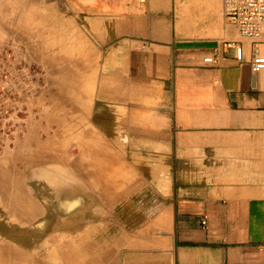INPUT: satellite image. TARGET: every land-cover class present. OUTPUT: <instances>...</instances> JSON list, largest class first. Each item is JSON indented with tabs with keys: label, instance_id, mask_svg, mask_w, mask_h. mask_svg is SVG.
Here are the masks:
<instances>
[{
	"label": "rangeland",
	"instance_id": "obj_1",
	"mask_svg": "<svg viewBox=\"0 0 264 264\" xmlns=\"http://www.w3.org/2000/svg\"><path fill=\"white\" fill-rule=\"evenodd\" d=\"M148 2L0 0V264H125L129 253L172 248L180 161L163 135L164 96L129 83L131 50L144 49L129 33ZM156 2L161 15L147 22L170 26L182 47L238 34L225 0Z\"/></svg>",
	"mask_w": 264,
	"mask_h": 264
},
{
	"label": "crops",
	"instance_id": "obj_2",
	"mask_svg": "<svg viewBox=\"0 0 264 264\" xmlns=\"http://www.w3.org/2000/svg\"><path fill=\"white\" fill-rule=\"evenodd\" d=\"M156 1L129 33L144 48L131 50L129 83L164 96L163 135L180 161L172 248L129 253L125 264H264V73L251 70L264 42L235 34L226 44L182 47L170 26L147 22L161 15ZM230 42L243 48V61Z\"/></svg>",
	"mask_w": 264,
	"mask_h": 264
},
{
	"label": "built area",
	"instance_id": "obj_3",
	"mask_svg": "<svg viewBox=\"0 0 264 264\" xmlns=\"http://www.w3.org/2000/svg\"><path fill=\"white\" fill-rule=\"evenodd\" d=\"M148 0H139L146 4ZM224 15L235 27L240 37L255 43L264 42V0H225ZM235 49L238 61H243V48L234 42L227 44ZM206 62L212 59H206ZM251 70L255 74L264 73V56L256 54L251 61Z\"/></svg>",
	"mask_w": 264,
	"mask_h": 264
},
{
	"label": "bare ground",
	"instance_id": "obj_4",
	"mask_svg": "<svg viewBox=\"0 0 264 264\" xmlns=\"http://www.w3.org/2000/svg\"><path fill=\"white\" fill-rule=\"evenodd\" d=\"M17 16V15H16ZM13 26V25H12ZM11 29V28H10ZM8 32H10V31H8ZM23 45V44H22ZM29 54V53H28ZM35 55V54H34ZM114 64V63H113ZM116 67V66H115ZM45 69V68H44ZM20 75V74H19ZM3 84V83H2ZM1 84V85H2ZM4 85V84H3ZM5 86V85H4ZM113 88V87H112ZM59 96V95H58ZM72 96V95H71ZM62 97H64V96H62ZM66 97V96H65ZM64 97V99H66ZM68 97V96H67ZM77 97V95L76 96H74V99ZM79 97V99H80V96H78ZM69 98V97H68ZM71 98V97H70ZM81 98H82V96H81ZM106 98V97H105ZM60 99V98H59ZM63 99V100H64ZM72 100V99H71ZM81 100V99H80ZM60 101V100H59ZM61 102V101H60ZM67 102H68V100H67ZM70 102V101H69ZM68 102V103H69ZM96 102V101H95ZM59 104V102H58V100H57V102H56V104ZM74 103V102H73ZM85 103V102H84ZM55 104V105H56ZM71 104V103H70ZM82 104V103H81ZM63 105V104H62ZM83 105V104H82ZM86 105V104H85ZM96 105V104H95ZM73 106V109L75 108V109H79L78 108V106L76 105V104H73L72 105ZM68 107V106H67ZM85 107V106H84ZM61 108V107H60ZM63 108V107H62ZM69 108H70V106H69ZM82 108V107H81ZM63 110V109H62ZM68 110H70V109H68ZM85 110V109H84ZM86 111V110H85ZM36 112V111H35ZM64 112V111H63ZM69 112V111H68ZM71 112V111H70ZM73 112V111H72ZM71 112V113H72ZM70 113V114H71ZM88 114V113H87ZM86 114V115H87ZM75 115V114H74ZM85 115V116H86ZM76 116V115H75ZM78 117V116H77ZM76 117V118H77ZM57 117H55V119H56ZM65 118V117H64ZM70 118V117H69ZM115 119V118H114ZM66 120V122H67V118L65 119ZM74 120V119H73ZM83 120V119H82ZM29 121V120H28ZM62 121H63V119H62ZM99 121V120H98ZM88 122V121H87ZM60 123V122H59ZM70 123V122H69ZM72 123V122H71ZM78 123V122H77ZM61 124V123H60ZM75 124V123H74ZM85 124V123H84ZM67 125V124H66ZM45 126V125H44ZM62 126V125H61ZM65 126V125H64ZM74 126V125H73ZM28 131V130H27ZM23 132V131H22ZM68 133H69V131H68ZM17 134V133H16ZM36 134V133H35ZM63 134V133H62ZM52 136V135H51ZM17 137V136H16ZM89 138H90V136H89ZM19 139V138H18ZM9 141V140H8ZM83 146V145H82ZM70 149V148H69ZM15 150V149H14ZM82 150V152H81V154L83 153V151H84V149L82 148L81 149ZM79 151V150H78ZM53 154V153H52ZM51 154V155H52ZM72 154V153H71ZM76 155H79V154H76ZM35 156V155H34ZM48 156V155H47ZM75 155H73V157H74ZM83 156H84V154H83ZM82 156V157H83ZM81 157V158H82ZM44 158V157H43ZM57 158V157H56ZM125 158V157H124ZM50 159V158H49ZM53 159V158H52ZM59 160V159H58ZM4 161V160H3ZM36 161H38V160H36ZM65 161V160H64ZM66 161H68V160H66ZM72 161V160H71ZM74 161V160H73ZM5 162V161H4ZM63 162V161H62ZM56 163V162H55ZM80 163V162H79ZM25 164V163H24ZM61 164V163H60ZM71 165V164H70ZM73 165V164H72ZM12 166V165H11ZM30 166V165H29ZM43 166V168L45 167V165H42ZM39 167H41V166H39ZM66 167V166H65ZM21 168V167H20ZM32 169V168H31ZM49 169V168H48ZM64 169V168H63ZM18 170V169H17ZM33 170H35L34 168H33ZM157 170H159V169H157ZM39 171V170H38ZM37 171V172H38ZM42 171V170H41ZM90 171V170H89ZM160 171V170H159ZM29 172V171H28ZM55 172H57V171H55ZM92 173V172H91ZM154 174V173H153ZM157 174V173H156ZM4 176H5V174H3ZM9 175V173H7V176ZM56 175V174H55ZM62 175V174H61ZM90 175H92V174H90ZM159 176V175H158ZM20 178V177H19ZM157 178V177H156ZM78 179V178H77ZM20 180V179H19ZM94 181V180H93ZM5 182V181H4ZM13 182V184H15V185H19V183L17 182V181H15V180H13L12 181ZM43 180L41 179L40 180V177H38V180L35 178L34 179V181H33V183L35 184V185H37V184H41V186L43 185ZM95 183V182H94ZM27 184H28V182H27ZM45 186V185H44ZM46 187V186H45ZM97 187V186H96ZM44 189V188H43ZM64 190V189H63ZM69 191V190H68ZM96 191V190H95ZM48 192H50V193H56L57 192V190L56 189H51V190H48ZM93 196H94V194H92ZM96 196V195H95ZM69 198H70V201L71 200H73V199H71V196H70V192H62V194H61V196H60V198H59V207H60V209H61V211H67V210H70L71 209V207H72V205L74 204V200L72 201V202H69ZM73 198V197H72ZM90 198H92V197H90ZM94 198V197H93ZM100 199V198H99ZM48 200V198L46 197V201ZM83 200V199H82ZM92 200V199H91ZM97 200V199H96ZM110 200V199H109ZM78 202V201H77ZM94 202H97V201H94ZM109 202V201H108ZM68 203H69V206H67L68 205ZM41 204V203H40ZM104 204V203H103ZM42 205V204H41ZM79 207V206H78ZM46 208V207H45ZM1 210V209H0ZM75 210V209H74ZM2 211V210H1ZM50 211V210H49ZM51 212V211H50ZM49 212V213H50ZM71 212V211H70ZM4 213H5V211H4ZM73 213V212H72ZM71 214V213H70ZM73 214H76L77 215V213H73ZM133 214V213H132ZM6 215V214H5ZM2 216H4V214L2 215ZM51 216V215H50ZM5 217H7L5 220H7L8 219V217H9V213H8V215L7 216H5ZM30 217V216H29ZM25 218H26V216H25ZM30 218H33V217H30ZM4 220V222L2 221V222H0V231L1 232H3L5 229L4 228H2V227H6L5 225H4V223L6 222ZM8 221V220H7ZM20 221V220H19ZM18 221V222H19ZM20 223V222H19ZM14 227H15V225H14ZM62 227V226H61ZM2 229V230H1ZM7 229V228H6ZM15 229L16 228H12V232H13V234H14V237L15 238H19V237H22L21 235L23 234V232L24 231H21V230H18V231H15ZM58 229V228H57ZM62 229V228H61ZM52 232V231H51ZM33 233V232H32ZM39 233V232H38ZM47 233V232H46Z\"/></svg>",
	"mask_w": 264,
	"mask_h": 264
}]
</instances>
